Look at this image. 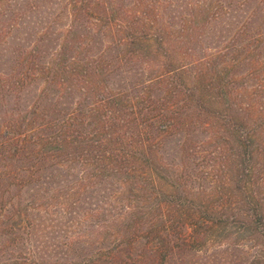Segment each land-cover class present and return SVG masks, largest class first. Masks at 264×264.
<instances>
[{
  "label": "trees",
  "instance_id": "trees-1",
  "mask_svg": "<svg viewBox=\"0 0 264 264\" xmlns=\"http://www.w3.org/2000/svg\"><path fill=\"white\" fill-rule=\"evenodd\" d=\"M45 1L0 0V60L7 56L13 61L10 69L0 70V219L13 208L16 219L29 214L32 204L21 205V196L16 207L3 203L13 186L21 195L51 185L58 169L67 166L58 173L62 182V175L73 176L76 168L68 169L69 162L82 166L77 190L83 198L95 194L98 213L110 209L113 219L139 220L127 222L126 239L117 234L107 249L58 264H175L185 252H199L207 242L206 231L226 229L233 215L242 221L240 233H252L253 241L264 237V191L254 189L257 181L251 186L240 173L246 165L236 163L237 158L256 160L264 152V141L255 133L264 111V79L240 100L249 91L243 89L247 77L264 75V16L259 19L264 0H229L227 6L224 0H53L54 13L47 4L41 7ZM223 8L228 9L223 11L226 20L234 19L235 25L238 14H245L246 25L237 27L236 41L212 47L198 68L196 62L184 63L194 52L196 29ZM163 10L170 12L168 24ZM65 19L69 23L56 31L54 24ZM46 22L38 37L37 25ZM245 28L248 42L239 45V31ZM178 33L189 48L175 55L171 47ZM34 90L39 94L31 103ZM214 104L216 110L208 107ZM183 126H188L185 134L179 131ZM204 126L212 128V151L224 149L218 155L224 156L222 166L231 162L238 171L236 179L226 177L212 186L221 191L227 187L221 198L238 194L243 198L238 206L187 205L180 178L163 175L170 169L162 157L167 142L169 149L179 147L178 133L185 136L181 155L190 158L204 143L190 136ZM179 170L184 180L186 170ZM142 199L155 204L141 207ZM47 200L64 209L66 200L59 193ZM20 226L16 222V249L27 252L23 262L19 257L13 262L35 264L34 247L17 233ZM3 231L9 233L8 228ZM255 264H264L263 254Z\"/></svg>",
  "mask_w": 264,
  "mask_h": 264
},
{
  "label": "rangeland",
  "instance_id": "rangeland-1",
  "mask_svg": "<svg viewBox=\"0 0 264 264\" xmlns=\"http://www.w3.org/2000/svg\"><path fill=\"white\" fill-rule=\"evenodd\" d=\"M53 2V0H48L40 2V4H42L41 7L46 6L44 4H47V8H50L49 10L54 13L56 11L52 8ZM208 2L210 3L211 0H208ZM228 3L229 0L223 1L225 6H227ZM251 7L252 8L250 9H253L254 5ZM226 10L228 9L223 8L222 10H219V12L215 14L214 17L216 18L214 19L210 20L209 17L208 21L203 20V24H201V26L198 27L194 33L196 37L194 38L193 34L190 38V40H193V38L196 39V42L194 43L195 47H193L194 52L192 53L190 50L191 54L188 60L184 61V63L191 62V64H193L196 62L198 68V66H200L199 61L201 58H204V61L208 60L207 52L210 50L212 51V47L214 50L217 45L222 47L233 40L236 41V34L238 33L237 27L245 24L246 17H243L244 12L242 16L239 13V23L238 25H235L232 22L234 19H232V21L226 20V15L224 16L223 13V11L225 12ZM161 13L164 18V22L168 24L170 12L163 10ZM174 13L182 16L181 12L175 11ZM180 15L178 17H180ZM260 16L261 18L259 19L262 20L264 13H261ZM260 20H258V22L255 21L254 29H257V25ZM3 21V24H7L6 20ZM15 22L16 21L13 23ZM57 22V24H54L56 27L55 29H62L69 23L67 19L62 22ZM48 23L49 22L37 25L38 37L41 35V31L46 30ZM180 24L181 18L178 20L176 25L179 26ZM59 29L56 31H59ZM15 33L12 35H15ZM178 34L177 40H174L171 47L172 50L175 49V55L177 52L181 53L187 47L185 46V43L182 42V35L180 33ZM248 36V28H245V32L240 29L237 38L239 40V45L247 43ZM53 43V46H55L57 41H54ZM11 45L16 49V43H11ZM233 45H235V43H233ZM11 64H13V61L11 59L8 60V57L4 56L0 60V70H2V67H9L10 69ZM249 65L250 64L248 62L246 67ZM254 77L255 78L247 77L245 80L246 88L243 89L249 91H243V97L240 100L244 101V96H248L251 90L256 88L255 83H258L260 79H264V75L263 78H258L257 73L254 74ZM231 79L230 75V80ZM35 93L39 94V90H34V93L32 94L34 96L31 98V103L33 102L32 99H35L38 95H35ZM231 93H234V88ZM262 95L264 97V92ZM9 101V107H13L15 104V98H11ZM165 101H168V96ZM208 107L215 109L216 106L214 104L210 106L208 105ZM255 115H257V113H255L254 116ZM256 117L258 119V116ZM205 118L206 117H204V119ZM261 118L262 120L258 123V127H255V133L257 134L258 139L264 141V111L261 113ZM211 129L212 128L209 129L204 126L200 129V133H194L190 136L192 137V140L204 141L202 146L201 144H199V147L198 145L196 146L195 150H197V152L195 155H191L190 158L187 156L185 159V157L182 158L181 155V139L186 138L185 136L178 133V137L181 138L179 140V147H176L175 144H173V148L169 149L168 147L171 143L167 142L165 145L166 149L162 152V157L163 161L169 164L170 169L164 171L163 175L164 177H168V179H175V181L180 178L182 184L185 185V189H187L185 190L186 194L184 193V196L186 197H183V200L187 203V205L193 204L194 206H197L200 205V203H209L210 206L213 205L214 207L215 205L216 207H219L223 203L226 205L232 203L234 206H238L239 202L242 203L243 198L239 199L240 196L236 193H234L232 198H221L220 194L222 195V192H226L227 187L225 186L224 190L221 191L217 190L215 185L212 186V184L216 181L224 180L226 177H232V179H234L235 175L238 174V171H236V165L241 164L240 166H242V164H245L246 167H242L240 171L243 175L242 177L249 181L251 186L253 185L254 180L257 181V185L254 189L258 192L260 189L261 191H264V186L258 187V182L260 183L261 181L264 183V152L260 153V157L256 160L250 161V158L248 157L246 159L237 158V164L234 165L233 163L228 162L227 166H224V164L222 166L224 156L221 157L218 155H221V152L224 155V149H220V154L212 151L215 144L208 142V136ZM179 131H183L182 133L185 134L188 132V126L180 127ZM218 145L219 147L224 145L222 138L218 139ZM192 149L194 150V145ZM217 150H219L218 147ZM185 154L187 155V153L184 152L183 155ZM65 163L69 166L68 169L74 165L76 168L73 172V176H69L67 173L62 175V180L64 179L62 182H59L60 178L58 176V173H61V167L58 169V173L53 175L54 178H51V185L48 184L49 186L45 183L42 187L35 190H31L29 192L22 191L21 195H19V191L16 189V186H13L11 190L7 192L5 201L3 202L5 205L15 204L16 207V200L19 196H21L22 199L21 205L29 203L32 205L30 206L29 214L25 217V219H16V208H13L11 213L8 212L9 215L6 219H0V264H14L13 261H16L17 257L21 258V261L23 262L24 257H26L25 253L27 251L25 249L22 251L23 254H20L19 248L16 249V242L14 240L16 237V222H21V228H17V233L21 235L22 240L34 247L36 255V257H34L35 264H58L59 262L64 261L65 258L71 260L76 258L79 259L81 255L88 258L96 254L101 247H106L107 249L109 244L113 245L116 243L117 234L120 235L118 236L119 238L126 239L127 234L125 235L124 232H126L125 230L127 229V222L139 220L121 219L120 221L118 219H113L114 211L111 212L110 209L105 212L102 211V213H98L99 207L96 206L97 199L95 198V194L93 196L83 198L82 196L85 195H81L79 190H77L78 184H75V180L78 179L79 174L82 173V166L78 163H74L73 165L69 162ZM179 168L183 169V171L186 170L184 180L182 174H180L181 171ZM252 168L253 171H251ZM62 170H67V166H65ZM169 174H171L172 178ZM56 175L57 178H55ZM224 181L227 180L225 179ZM54 192L59 193L62 200H66L65 205H63L64 209H61V211H59V207H53V205H51V200L44 202L45 199L48 196L50 197ZM140 204L142 205L141 207L145 206L149 208L151 204H155V200L152 201L151 199L147 201L142 199ZM219 211L221 210L219 209ZM11 214L13 215L10 216ZM231 218V223L226 229L216 231L209 229L206 231L207 242L204 245L202 244L201 248H199V252H185L184 255L182 254V257H177L175 264H255L260 255H264V246L261 244L264 241V237L253 241L254 235L252 233H240L239 228L240 226H243L241 219L234 215ZM6 228H8V234L3 233V230ZM131 234L135 236L138 235V233L135 232H131ZM249 235H252V240L248 239ZM236 242H240V246L238 248H233L232 245Z\"/></svg>",
  "mask_w": 264,
  "mask_h": 264
}]
</instances>
